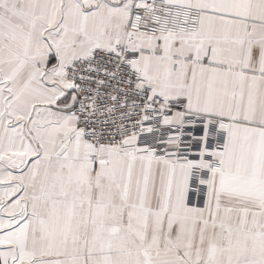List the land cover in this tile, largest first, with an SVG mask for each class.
Listing matches in <instances>:
<instances>
[{"label":"snow or ice","instance_id":"6c2138e0","mask_svg":"<svg viewBox=\"0 0 264 264\" xmlns=\"http://www.w3.org/2000/svg\"><path fill=\"white\" fill-rule=\"evenodd\" d=\"M0 264H264V0H0Z\"/></svg>","mask_w":264,"mask_h":264}]
</instances>
